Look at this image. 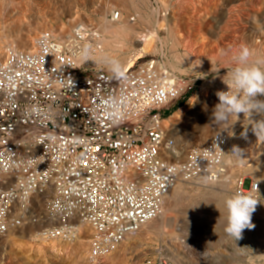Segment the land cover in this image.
Segmentation results:
<instances>
[{
	"label": "built area",
	"instance_id": "built-area-1",
	"mask_svg": "<svg viewBox=\"0 0 264 264\" xmlns=\"http://www.w3.org/2000/svg\"><path fill=\"white\" fill-rule=\"evenodd\" d=\"M99 33L87 22L68 33L44 30L31 50L8 47L0 59V236L29 225L36 197L53 187L54 223L40 234L65 241L75 237L76 220L88 224L91 262L157 218L178 183L227 177L225 160L236 145L220 130L185 160H165L163 150L174 145L165 120L196 81L152 57L119 75L90 67L78 55ZM236 180L235 192L257 187L258 195L259 182ZM140 264L173 262L155 256Z\"/></svg>",
	"mask_w": 264,
	"mask_h": 264
},
{
	"label": "rangeland",
	"instance_id": "rangeland-1",
	"mask_svg": "<svg viewBox=\"0 0 264 264\" xmlns=\"http://www.w3.org/2000/svg\"><path fill=\"white\" fill-rule=\"evenodd\" d=\"M11 1L14 2H10V0H0V36H7V45L4 47L3 56L8 47H12L14 44L15 48L18 45L21 46L18 39L20 40L22 37H25L31 31H35V36L37 38L44 30L68 33L75 24L82 21L103 26L101 21L104 19L106 11L110 10L111 4L116 2L121 4V2H119L120 0ZM111 1H113V3ZM136 1L142 2L141 0ZM181 1L182 0H177L176 2V0H171V2H174L173 5L175 9L179 10L180 14L184 17L175 22L174 30L176 31V40H172L173 37L169 36L170 31L169 28H167L168 23L166 22L164 23L165 28H162L161 25L158 26V23L154 21L147 25L146 23H144V25L141 24L142 27L144 26L141 28L145 30V33L147 32L146 28L148 25H151V28L148 27L147 30L156 28L155 30L158 36L154 38L153 43L157 51H149L145 53L143 57L138 56L135 59L136 61H141L148 57L158 58L172 72L196 81L194 90L184 99L177 102L172 114L188 104L190 99L198 93L200 90L199 86H201L204 81L211 80L212 83L217 82L218 91H227L228 89L223 83V79L226 78L227 70L234 66L233 62L230 64L232 61L231 55L237 53L241 45H247L251 49L253 45H255L253 50L256 55L264 56V0H227L222 5V11H217L216 13L212 10L210 0H204L202 2L183 0V2L180 3ZM190 11L211 12V17L204 21H200L197 19V15H192L190 17ZM111 14L107 17L108 20L112 19L110 17ZM72 18L74 21L71 24L70 19ZM200 27L202 28L199 30ZM163 36L168 39L166 40ZM8 38H12L10 40L11 43ZM158 39L161 40L158 41ZM177 42H182L181 45L178 46L179 48L177 47L178 52H180L179 61L175 60L173 56L174 53L172 52V46ZM203 43L204 49H202ZM8 44L11 45L9 46ZM17 48H19V46ZM234 48H236V51H234ZM232 50L233 53L231 52ZM186 51L191 53L189 56L192 58L190 57L188 59V57H186L184 54ZM222 53H224V55ZM230 53L232 54L230 55ZM222 56L224 60L229 56V59L226 60L227 63L221 59ZM89 60L92 62V59ZM194 60H196V63ZM209 62H211L212 65L209 64ZM200 63L202 64L200 65ZM224 63L226 64L224 65ZM89 66L96 68L92 64ZM101 68L103 69L102 65L96 69ZM212 69L214 71H212ZM103 70L106 69L104 68ZM220 85L222 88L219 89ZM225 86L226 88H224ZM261 96L262 95H258L257 99ZM216 104L217 103L208 101L206 103H201L199 106L194 105L185 113L182 121L178 125L171 126L168 122L170 125L169 128L174 127V134L171 136L170 133L167 132L168 136L172 137L176 145L186 152L185 157L180 161L185 160L193 148L205 145L216 132L227 130V127L232 123V121H230L226 128H220L213 122L212 111ZM205 105L207 106L206 108ZM261 119H264V113H254L251 117L254 124ZM246 128L247 125L239 127L235 131L236 135L244 132ZM233 169L234 168H232L231 173ZM242 177L252 178L259 182L260 191L258 197L261 203L259 208L252 214V223L255 225L254 229H245L242 234L243 238L238 241H234L232 238L226 236L224 232L225 219L223 215L220 217V213L217 210V207L219 208V206L216 205L217 200L195 194V196L193 195L189 200H183L184 203L182 202L175 212V214L182 213L179 215V219L177 217L178 227L180 226L177 233L178 237H181V239H176L175 237H167L168 239H164L154 235H151L152 238L149 235L148 237L141 238V234H134L111 256L105 257L97 262H91L88 258L89 230H85L86 232L83 233L82 237H85L84 239L87 240V245H85L87 249L85 248L83 253L80 254L71 251L56 257H49L47 255L37 257L35 254H32L30 257L25 258L23 255L30 253V248L25 238L23 244L17 246V249L8 246L5 251H3V254L5 253V259L0 261V264H140L145 258L155 256H165L169 258L173 264H264V190H262L264 186L259 179L252 175L243 174ZM205 201L207 206L203 205ZM185 203H187V207ZM196 204L204 206L202 207L203 210L207 211L209 209L214 213L211 222H208L209 216L207 213L193 216L192 211ZM184 208L186 209L184 210ZM181 209L182 212H180ZM219 217L221 219H219ZM209 219H212V215ZM166 246L171 249L170 252ZM177 258H179V260Z\"/></svg>",
	"mask_w": 264,
	"mask_h": 264
},
{
	"label": "bare ground",
	"instance_id": "bare-ground-1",
	"mask_svg": "<svg viewBox=\"0 0 264 264\" xmlns=\"http://www.w3.org/2000/svg\"><path fill=\"white\" fill-rule=\"evenodd\" d=\"M141 1L142 2H137L136 0H120L119 2H121V4L118 2L113 3V1H111L113 4H111L110 10L106 11V13L104 15V19L101 21L103 23V26L99 25V29H100L101 33H99L96 36V39L94 41H91L87 44L85 43L82 46V49L85 52V54L84 55L79 54L78 55L79 59L87 61V64H89V65L92 64L96 68L100 67V65H102L103 69L105 68L109 72L116 71L117 67H120V70H122V69L129 67V66H132L134 61H136L135 60L136 57H138V56L143 57V55L145 53L152 51V50L157 51L155 44L153 43L154 38H156L158 36L157 31L155 30L156 28L147 30L148 27L151 28L150 27L151 25H148V27L146 28L147 32L145 33V30H142V28L144 26L143 27L141 26V24L144 25V23H146V25H147L153 21L155 23H158V26L161 25L162 28L165 26L164 25L165 22L168 23L167 28H169V31H170L169 36L173 37L172 40H174V39L176 40L177 36L175 34L176 31L174 30L175 29L174 28L175 22L177 20L183 19L184 17L180 14L179 10L175 9V7L173 5L174 2H171V0H144V1L141 0ZM178 1H180V0H178ZM195 1L196 2L197 1L202 2L204 0H195ZM226 1L227 0H210L213 12L216 13L217 11H222V5ZM10 2H14V1L10 0ZM176 2H177V0H176ZM182 2H183V0L180 3H182ZM189 10H191V9H189ZM116 12H117V17L115 16ZM189 13L191 14L190 17L192 15H197V19L200 21H204L205 19L211 17V14H210L211 12H205V11L204 12H193V11H190ZM110 14H111V18L113 20L107 19V17ZM97 15H99V14H97ZM99 17H101V16H99ZM70 21L72 24L74 19L72 18V19H70ZM82 22H85V21H82ZM214 24H215V22H214ZM176 28H178V27H176ZM201 28L202 27H200L199 30ZM214 28H215V25H214ZM166 34H167V32H166ZM6 37H7L6 35H4L3 37L0 36V59H2V56L4 53V47L7 45L6 44ZM11 39L12 38L9 39V42ZM36 39L37 38L35 36V31H31L25 37H22L20 40L18 39V42L20 41V43H21V46L18 45L19 46L18 49L31 50L35 46ZM159 40H161V39H158V41ZM181 43L177 42V43H174L172 46L173 47L172 52L174 53L173 56H174L176 61H179V58H180L179 57L180 52H178L177 47L180 46ZM14 46H15V44H14ZM14 46H12V47H14ZM254 46L255 45H253L252 49L255 48ZM202 49H204V43H203ZM231 49H233V48H231ZM234 49H235L234 51H236V48H234ZM189 50H191V49H189ZM231 52L233 53V50ZM237 52H238V50H237ZM232 53H230V55ZM184 54L186 55V57H188V59L191 57V56H189L191 53H189L188 51H186ZM213 54H215V53H213ZM222 54L224 55V53H222ZM228 54H229V52H228ZM207 57H208V55H207ZM227 57H228L227 59H229V56H227ZM183 58H184V56H183ZM89 59H92V62H90ZM221 59H223V56ZM227 59H225V60L223 59V60L227 63V61H226ZM194 61L196 63V60H194ZM183 62H185V61H183ZM191 62H192V60H191ZM232 62L233 61H231L230 64H232ZM226 63H224V65ZM201 64L202 63H200V65ZM209 64H211V62H209ZM209 64H208V66H209ZM222 66H223V64H222ZM189 68H190V66H189ZM212 71H214V70L212 69ZM199 87H200L199 88L200 90L198 91V93L195 94L190 99V101L188 102V104L186 106L180 108L178 111L174 112L171 116H169L165 120V124H164L165 129L167 132L170 133L171 136H172V134H174V127L169 128L170 125L171 126H175L176 124L178 125L182 121L185 113L190 108H192V106H194V105L199 106L201 103H206L208 101L213 102V103L219 102L218 97L216 96V92L218 91V88H217L218 83L217 82L212 83L211 80H207V81H204L203 84ZM220 88H222L221 85H220L219 89ZM224 88H226V86ZM220 91H222V90H220ZM259 100H264V95H262L259 98ZM261 120H264V119H261ZM168 122L170 123V125ZM242 125H245V126L247 125V128L245 129V130H247V138L246 139L244 137H242L241 134L236 135V132H235ZM252 126H254V122L251 120V118H244L243 114L241 113L239 116V119L237 121H235V119H233L230 126L227 127L228 129L226 131L229 134H231L234 143L239 148L244 149V152H245V155L243 157L242 162L236 161L234 158L227 156L225 162H226V164L230 165L231 168H234L232 173H230L227 177L221 179L219 182L214 183V184H212V183L210 184V183L206 182L204 179H198V180H194V181H190V182L178 183L165 197L162 213L157 218L148 221L139 231L127 235L125 241L127 239H129L134 234H141V238L148 237V235L150 237H151V235H154V236H158V237H161L164 239H166L167 237H175L176 239H178V238L181 239V237H178V233H177V230L180 227V226L178 227V224H177V222H178L177 217L179 219V215L182 213L175 214V212H176L177 208L179 207V205L182 204L183 200H185V201L189 200V198L192 197L193 195L195 196V194H200L203 197L207 196V198L211 197V198H214L217 200L216 205L219 206V208L223 211V201L228 196L235 193L234 186L236 185V182H237V180H236L237 176H242L243 174L252 175L253 177L259 179L260 182L262 183V185L264 186V141L257 139L255 134L252 132ZM245 130H244V132H245ZM167 137H169L168 134H167ZM170 139L172 141H174V145L168 146V148H165L163 150V157L165 160L170 161V162H179L181 159H183V157H185L186 152L183 151L182 149H180L176 145L175 140L172 139V137L167 138V140H170ZM262 190H264V189H262ZM54 195H55L54 188L50 187L49 190L43 196L36 197L35 209H34V211L31 210L32 211L31 214H32L33 219L30 222V224L24 228L12 229L6 235L0 236V248H1L0 261L5 259V253L3 254V251H5V249L8 246H11L13 249H17V246L23 244L25 238H26V242L30 248L29 249L30 253L23 255L25 258L30 257L32 254H35V256H37V257H43L45 255H47L49 257H56V256H60V255L69 253L71 251L73 253L80 254V253H83L85 248L87 249V247L85 246V245H87L86 244L87 240L84 239L85 237L84 238H82V237H83V233L86 232L85 230L91 231V229H90V226L88 224L83 223V222L78 221V220H76L79 223V226L77 229L78 231H77L75 237H73V239H69V240H65V241H63L62 239L48 240V239L43 238L42 235L40 234V232L42 231V229L44 227L51 226L54 223V219L51 217L50 211L48 209V204L50 203V201L52 200ZM254 195L257 198H259L258 195H256V194H254ZM187 203H185L186 207H187ZM203 205L207 206L206 201H205V203H203ZM204 206H201L200 204L194 205V210L192 211V214H193V216H198L201 213H207L209 217L212 215V219H209V217H208V220H209L208 222H211V220H213V214L214 213L211 212L209 209L207 211L203 210L202 207H204ZM259 206H260V203L257 204L256 210L259 208ZM185 209L186 208H184V210ZM180 212H182V209L180 210ZM177 213H178V211H177ZM216 216H218V215H216ZM220 217H219V219H221ZM34 218H35V220H34ZM167 249L170 252L171 249H169V247H167ZM172 254H173V252H172ZM109 256H111V255H109ZM109 256H107V257H109ZM177 259L179 260V258H177Z\"/></svg>",
	"mask_w": 264,
	"mask_h": 264
},
{
	"label": "clouds",
	"instance_id": "clouds-1",
	"mask_svg": "<svg viewBox=\"0 0 264 264\" xmlns=\"http://www.w3.org/2000/svg\"><path fill=\"white\" fill-rule=\"evenodd\" d=\"M232 61L234 66L227 70L226 78L223 79L228 90L216 92L219 102L212 111L213 122L220 128H226L233 119L237 121L241 113L244 118H251L254 113H264V100L257 99L258 95H264V56L256 55L247 45H241L238 52L232 55ZM116 71L119 75L120 67ZM252 132L258 140L264 141V120L255 122ZM241 136L246 139L247 130ZM215 147L219 146L215 144L207 149L206 155L212 153ZM220 151L224 153L221 149ZM228 155L242 162L245 152L233 145ZM255 190L257 187H251L247 194L237 191L223 201V211L217 207L220 216L223 215L225 219L224 232L234 241L243 238L245 229L251 230L255 227L252 214L257 204L261 203L254 195Z\"/></svg>",
	"mask_w": 264,
	"mask_h": 264
}]
</instances>
